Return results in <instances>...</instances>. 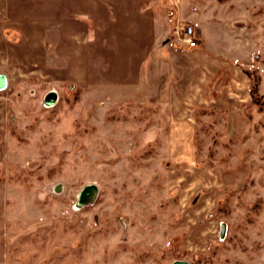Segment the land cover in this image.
<instances>
[{"label":"rangeland","instance_id":"374dc122","mask_svg":"<svg viewBox=\"0 0 264 264\" xmlns=\"http://www.w3.org/2000/svg\"><path fill=\"white\" fill-rule=\"evenodd\" d=\"M33 9L0 28V264H264V0H22L11 22ZM176 19L235 91L185 97Z\"/></svg>","mask_w":264,"mask_h":264},{"label":"crops","instance_id":"0c3cea01","mask_svg":"<svg viewBox=\"0 0 264 264\" xmlns=\"http://www.w3.org/2000/svg\"><path fill=\"white\" fill-rule=\"evenodd\" d=\"M21 1L22 0H0V28H3L5 26H11V25L18 26L19 24L23 26L26 25L27 27L29 26L32 28H35L36 26H38L39 23L37 22L38 19H37L35 9H33L34 11L30 10V12L33 11L35 15H32L34 20H29V23H23V22L19 23V21L11 22V20H13V16L15 15L16 11L18 14ZM33 1L34 0H29V3ZM1 34L4 36L3 33ZM199 47L201 48V46L199 45L196 48V50L194 49L188 53L170 52L172 55V59L174 60L171 65H173V67L175 66L177 67V65H179L180 68H182L183 71L186 72V74L189 73L188 74L189 78L187 81L188 83L190 84H194V82L197 83V86L195 85V87L187 86L185 91L189 90L190 92H187L185 97H187L188 99H195V101L199 102L202 105H207L212 102L214 103V99L216 98L215 95H220L225 90H227L228 92L229 91L232 92V90H234L235 88L234 85L236 82L234 83V81H231L229 85L225 84L220 89H217V88L211 89L210 86H215L219 84L221 81L220 76L217 74V72H218V68L221 67L220 65H222V63L218 58L214 57L210 52H206L205 47H203L204 49L202 48L204 52L202 50H198ZM176 62H179L180 64ZM172 71H175V68H172ZM238 78L240 79L242 83L243 79H241V77H238ZM205 83L209 84V86H206L207 88L204 87ZM175 90L176 89L173 88L174 93L171 95L173 97V100H172V104L171 103L170 104L173 108L178 109V108H181L182 106V100H181L182 98L176 97L177 95L175 94ZM207 90H209L210 92ZM206 91H207V95L205 94ZM236 92H239V90H237ZM236 97H240V96L237 95ZM246 100H247V97L246 99L242 101H246ZM192 117L193 115L190 116L186 114V115L177 117V119L174 121L186 122L187 118L188 120L189 119L191 120ZM179 136L182 137V135H179Z\"/></svg>","mask_w":264,"mask_h":264},{"label":"built area","instance_id":"2783aa9c","mask_svg":"<svg viewBox=\"0 0 264 264\" xmlns=\"http://www.w3.org/2000/svg\"><path fill=\"white\" fill-rule=\"evenodd\" d=\"M198 41V30L192 24L176 19L171 24L165 44L175 52L187 53L199 46Z\"/></svg>","mask_w":264,"mask_h":264},{"label":"water","instance_id":"95a60500","mask_svg":"<svg viewBox=\"0 0 264 264\" xmlns=\"http://www.w3.org/2000/svg\"><path fill=\"white\" fill-rule=\"evenodd\" d=\"M9 79L7 74H0V92L8 88ZM97 197V188L95 185H87L83 188L81 199L82 202H92ZM175 264H188L187 261H177Z\"/></svg>","mask_w":264,"mask_h":264},{"label":"trees","instance_id":"16d2710c","mask_svg":"<svg viewBox=\"0 0 264 264\" xmlns=\"http://www.w3.org/2000/svg\"><path fill=\"white\" fill-rule=\"evenodd\" d=\"M260 98L262 99V97L260 96ZM252 104H255V105H260V100L258 99V92L253 90L252 92Z\"/></svg>","mask_w":264,"mask_h":264}]
</instances>
